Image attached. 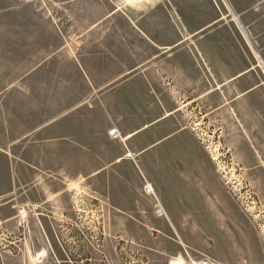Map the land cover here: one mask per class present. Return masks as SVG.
<instances>
[{
  "label": "crops",
  "instance_id": "1",
  "mask_svg": "<svg viewBox=\"0 0 264 264\" xmlns=\"http://www.w3.org/2000/svg\"><path fill=\"white\" fill-rule=\"evenodd\" d=\"M127 1L116 0L109 25H85L75 47L31 66L28 82L14 86L3 140H30L31 160L44 156L48 168L60 152L68 184L110 178L142 196L148 184L160 224L211 226L206 239H223L230 202L213 185L219 155L165 145L214 134L228 140L231 114L236 128L239 114L262 111L263 16L257 4L237 10L230 0ZM229 256L215 259L246 264L256 255L235 249Z\"/></svg>",
  "mask_w": 264,
  "mask_h": 264
},
{
  "label": "rangeland",
  "instance_id": "2",
  "mask_svg": "<svg viewBox=\"0 0 264 264\" xmlns=\"http://www.w3.org/2000/svg\"><path fill=\"white\" fill-rule=\"evenodd\" d=\"M230 1L237 10L257 4L263 30L264 0ZM115 4L0 0V264H188L205 258L222 264L215 258L233 259L229 255L235 249L256 255L246 264H264L263 107L239 114L242 126L236 128L231 114L228 140H216L214 134L215 140H182V146L169 140L165 145L167 151L219 155L213 185L219 199L230 202V224L223 239L215 235L214 241L206 239L212 235L211 226L160 224L152 192L143 190L148 184H142L144 196L133 193V185L110 184V178L68 184L60 152L56 163L51 155L48 168L44 156L31 160L30 140H3L4 118L7 125L12 121L15 84L20 88L21 81L28 82L25 74L32 65L52 54L61 56L63 46L75 47L85 25L97 19L109 25ZM261 45L263 61L257 59L264 69V38ZM133 196L135 201H127ZM127 204L136 208L124 207Z\"/></svg>",
  "mask_w": 264,
  "mask_h": 264
},
{
  "label": "built area",
  "instance_id": "3",
  "mask_svg": "<svg viewBox=\"0 0 264 264\" xmlns=\"http://www.w3.org/2000/svg\"><path fill=\"white\" fill-rule=\"evenodd\" d=\"M114 132H115V130L112 129V130H110V131L107 132V135L113 137V136H115V135H113ZM124 157L130 159L131 158V154L129 152H126L124 154ZM143 190H144V192L146 194H151V192H152V189H151V187L149 185H145L144 188H143ZM188 264H217V263H214L209 258H205V259H199V260H192V261L188 262Z\"/></svg>",
  "mask_w": 264,
  "mask_h": 264
},
{
  "label": "bare ground",
  "instance_id": "4",
  "mask_svg": "<svg viewBox=\"0 0 264 264\" xmlns=\"http://www.w3.org/2000/svg\"><path fill=\"white\" fill-rule=\"evenodd\" d=\"M173 264V263H172Z\"/></svg>",
  "mask_w": 264,
  "mask_h": 264
}]
</instances>
